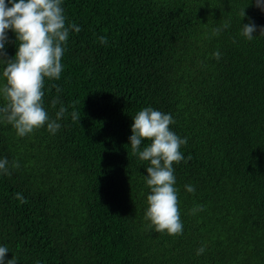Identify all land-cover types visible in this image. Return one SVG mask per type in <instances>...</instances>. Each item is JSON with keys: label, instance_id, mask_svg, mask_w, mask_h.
Segmentation results:
<instances>
[{"label": "trees", "instance_id": "16d2710c", "mask_svg": "<svg viewBox=\"0 0 264 264\" xmlns=\"http://www.w3.org/2000/svg\"><path fill=\"white\" fill-rule=\"evenodd\" d=\"M62 7L66 25L81 31L69 32L60 79L44 82L49 117L67 109L61 128L19 137L0 118V160L12 172L0 173L5 264L13 256L17 264H264V11L255 0ZM250 21L257 31L249 41L241 30ZM7 35L11 59L18 43ZM146 107L171 114L170 129L187 139L184 161L173 165L182 235L156 232L144 218L150 162L132 154L129 138L132 117Z\"/></svg>", "mask_w": 264, "mask_h": 264}, {"label": "clouds", "instance_id": "9594fccd", "mask_svg": "<svg viewBox=\"0 0 264 264\" xmlns=\"http://www.w3.org/2000/svg\"><path fill=\"white\" fill-rule=\"evenodd\" d=\"M255 2L256 6L264 11V0ZM62 3L63 0H0V62L5 65L3 78L6 81L0 85V96L4 101V106L0 107V118L11 125L19 137H25L45 125L54 135L61 128L57 121L67 112L61 105L56 118L51 119L43 99L45 78L59 80L61 77L62 57L69 32L81 31L74 23L66 25ZM240 16L245 18V9L240 11ZM229 26V22H224L223 28ZM8 30L15 32L18 43L15 57L11 59L4 51L8 42ZM220 31V28H216L213 34L219 35ZM256 31L257 25L250 21L243 24L241 35L250 41ZM259 32L264 35V27H260ZM99 40L103 44L107 43L106 37L101 36ZM213 58L219 61L221 53L214 52ZM54 87L58 93L61 91L58 86ZM59 102V98L53 99L52 107L55 108ZM71 116L73 121L80 119L76 111H73ZM132 119V135L129 138L132 154L138 155L142 161L150 162L145 176L150 192L147 195L148 207L144 218L150 221L148 227L154 228L156 232H166L170 236L182 235L184 226L179 211L173 165L184 161L180 148L187 143V139H182L170 129V125L175 123L171 114L152 107L142 109ZM145 140L150 143L141 148ZM8 165L7 158L0 160V173L11 176ZM19 167L18 161L12 162L11 168ZM185 189L189 193L195 192L192 185H185ZM14 198L21 204L27 202L21 193H16ZM199 210L202 208L197 205L192 212ZM204 251L205 247H200L197 255L203 254ZM8 252L6 246H0V264H5ZM6 264H17L15 256L7 260Z\"/></svg>", "mask_w": 264, "mask_h": 264}]
</instances>
